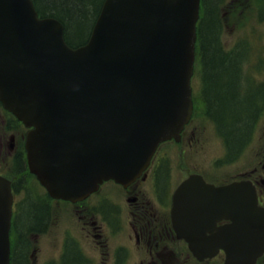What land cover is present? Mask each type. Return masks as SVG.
I'll return each mask as SVG.
<instances>
[{"label":"water","instance_id":"1","mask_svg":"<svg viewBox=\"0 0 264 264\" xmlns=\"http://www.w3.org/2000/svg\"><path fill=\"white\" fill-rule=\"evenodd\" d=\"M198 8L199 0H105L88 42L71 49L61 24L38 19L31 0H0V101L34 127L29 167L51 195L77 200L103 180L130 182L178 133L191 111ZM235 187L244 200L228 232L238 240L224 243L227 263L251 264L264 216L254 194ZM11 201L0 181V264Z\"/></svg>","mask_w":264,"mask_h":264},{"label":"flooded vegetation","instance_id":"2","mask_svg":"<svg viewBox=\"0 0 264 264\" xmlns=\"http://www.w3.org/2000/svg\"><path fill=\"white\" fill-rule=\"evenodd\" d=\"M192 95L194 97L193 89ZM203 119V115L194 110L181 131L179 141L162 143L141 177L131 184L123 186L107 181L83 202L70 204L78 209L82 214L80 218H83L77 239L89 250L84 253L78 248L82 258L92 264L99 261L103 264H224L222 249L214 256L199 261L192 255L188 242L177 237L172 215L176 216L174 209L181 206L174 201L175 192L179 184L193 173L201 174L207 183L215 186L250 180L256 188L258 204L264 208V154L256 164L252 163L239 173H224L219 178L208 180L202 172L193 170L180 180L171 181L170 167L164 162L171 153L175 152L174 155L180 159L183 155L195 154L192 151L194 148H203L204 145L199 144ZM20 127L23 131L24 127L21 124ZM196 206L202 208L199 204ZM209 210L215 218V228L227 223L223 218L222 201L219 204L210 203ZM215 210H219V214H215ZM180 230L186 234L194 232L190 227ZM199 248L206 250L207 246ZM255 264H264V252Z\"/></svg>","mask_w":264,"mask_h":264},{"label":"trees","instance_id":"3","mask_svg":"<svg viewBox=\"0 0 264 264\" xmlns=\"http://www.w3.org/2000/svg\"><path fill=\"white\" fill-rule=\"evenodd\" d=\"M103 0H33L42 16L57 18L64 26L66 42L79 46L87 41ZM224 0H203L204 17L198 29L202 55L203 100L207 115L223 135L231 153L241 151L250 140L253 125L264 113V81H252L245 72L246 50L226 52L220 41L222 24L219 16ZM247 65V62H246ZM17 230H40L49 216L44 201L26 199L21 205ZM22 239V236H21ZM23 244L15 264H26ZM81 257L68 249L64 264H81Z\"/></svg>","mask_w":264,"mask_h":264},{"label":"rangeland","instance_id":"4","mask_svg":"<svg viewBox=\"0 0 264 264\" xmlns=\"http://www.w3.org/2000/svg\"><path fill=\"white\" fill-rule=\"evenodd\" d=\"M231 2H233V8H236L237 12H231V10L227 9ZM263 2L264 0H227L224 12L226 13L227 20H230L231 23L228 28L225 27L222 39L227 46L228 44L229 46L231 45L237 35L239 38L244 39L249 47L248 59L250 64L258 60V62L263 63H259V65L264 70V23L258 22L255 16L256 8L261 7ZM235 21L239 22L236 23ZM197 79L198 77L196 76L193 80L195 87H197ZM7 117L5 111L0 107V151H6V148H9L10 144L16 146L17 137L20 135V132H16V137L13 138V141H9L12 133L7 132L6 127L8 123L5 124ZM205 127L206 131L200 134V138L204 136V139L201 138V144L204 145L202 149L196 150L194 148L192 151L195 154H186L180 159H177L174 152L166 160L167 162L165 163L170 167L172 173L171 181H178L182 176L193 170H202L207 176H210L209 165L213 159L222 156L223 150L221 140L214 133L210 122L205 121ZM12 131L15 132L14 129ZM263 154L264 118H260L250 145L241 154L239 159L224 165L221 168L222 170L219 169V174L226 172L229 175L238 173L242 169L252 166L251 164L255 161L258 162ZM79 216L80 212L75 207L65 205L54 206L48 230L33 239L32 245L29 246V255L32 256L29 258V264H55L60 253L63 237L67 234L69 236L70 234L73 235V233L75 236L79 235L81 225ZM81 247L85 251L84 246L81 245ZM86 247L89 250L87 245ZM97 264H103V262L99 261Z\"/></svg>","mask_w":264,"mask_h":264}]
</instances>
